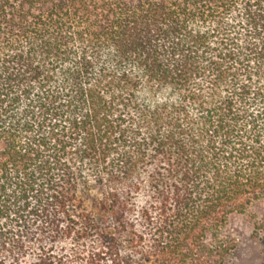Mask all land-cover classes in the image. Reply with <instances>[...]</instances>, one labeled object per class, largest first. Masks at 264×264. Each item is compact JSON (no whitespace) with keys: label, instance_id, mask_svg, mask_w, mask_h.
<instances>
[{"label":"trees","instance_id":"trees-1","mask_svg":"<svg viewBox=\"0 0 264 264\" xmlns=\"http://www.w3.org/2000/svg\"><path fill=\"white\" fill-rule=\"evenodd\" d=\"M260 202L264 0H0V264H231Z\"/></svg>","mask_w":264,"mask_h":264},{"label":"rangeland","instance_id":"rangeland-1","mask_svg":"<svg viewBox=\"0 0 264 264\" xmlns=\"http://www.w3.org/2000/svg\"><path fill=\"white\" fill-rule=\"evenodd\" d=\"M260 221H264V202L228 220L223 233L236 244L231 264H264V229L253 228Z\"/></svg>","mask_w":264,"mask_h":264}]
</instances>
